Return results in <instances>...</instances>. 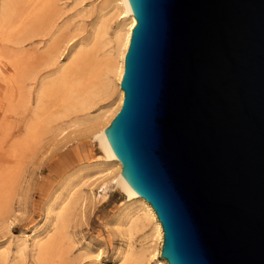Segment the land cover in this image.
Listing matches in <instances>:
<instances>
[{"label":"water","instance_id":"water-1","mask_svg":"<svg viewBox=\"0 0 264 264\" xmlns=\"http://www.w3.org/2000/svg\"><path fill=\"white\" fill-rule=\"evenodd\" d=\"M105 129L167 264H264V0H126Z\"/></svg>","mask_w":264,"mask_h":264},{"label":"rangeland","instance_id":"rangeland-1","mask_svg":"<svg viewBox=\"0 0 264 264\" xmlns=\"http://www.w3.org/2000/svg\"><path fill=\"white\" fill-rule=\"evenodd\" d=\"M106 1L60 0L51 7L43 33L22 44L9 45V51L23 60L20 80L25 86V92L30 93L29 99H33V103L16 109L9 118L16 126H20L18 122L24 119L26 125L12 139L18 150L17 159L15 169L12 168L10 172L11 180L4 189L6 193L0 199V245L4 241L13 242L10 243L6 259L3 262L0 260V264H43L35 248L31 246L22 255L16 253V246L19 244L16 237L53 221L54 214L51 210H58L55 203L59 198L65 205H70V210L66 213L67 221H53L54 226L49 228L48 236L60 229L62 231L63 225L65 226L63 233L67 241L60 244L63 264H123L118 252L128 250V242L131 247L139 250L149 235L147 228L134 234L128 242L121 237L115 218L125 202L123 196L110 193L107 200L98 199L94 204L90 203L87 196V177L102 168L103 161L102 153L91 139L89 123H82V120L94 118L106 110L115 95L109 99L97 96L95 106L85 113H76L77 118L74 115L61 118L60 114L50 113L55 109L54 92L45 98L47 102L44 106H48V112L42 114L35 109V91L38 87L58 83L61 76L70 70V62L61 59L55 61V48L61 47L62 50L72 39L74 44L79 45L81 59L78 64L82 63L85 54L92 49H100L97 52L99 59L102 52L108 49L106 42L112 35L110 29H107L101 39L96 40L95 37L98 32L96 24L99 22L97 14ZM10 7L8 18L14 25H18L19 18L27 14H38V8H35L32 0H12ZM113 22L114 18L110 17L107 25L112 26ZM27 56L30 60L43 56L48 58L38 59L41 67L34 69L27 64ZM78 68L76 66L75 70ZM101 108L104 109L99 110ZM75 122L78 125H73ZM27 125L36 128L32 138L23 133ZM72 188L74 189L68 195V190ZM99 192L100 189L95 187L94 193ZM83 201L86 207L81 214L80 204ZM7 217H11V223L5 220ZM87 245H90L93 252L99 249L102 253L99 261L94 259L95 254L88 252ZM58 260V256H48L47 263L57 264Z\"/></svg>","mask_w":264,"mask_h":264},{"label":"bare ground","instance_id":"bare-ground-1","mask_svg":"<svg viewBox=\"0 0 264 264\" xmlns=\"http://www.w3.org/2000/svg\"><path fill=\"white\" fill-rule=\"evenodd\" d=\"M35 8H38V14H27L19 18V24L14 25L9 21L8 14L11 12L12 0H1L0 4V199L4 196L5 188L11 179V169H15V160L17 159V147L12 139L21 133V128L26 125L24 119L15 125L9 121L10 114L16 109L26 107L30 101L29 92H25V86L20 80L22 75L23 60L18 55H14L10 50V44H22L36 38L46 30L45 22L47 15L53 5L60 0H32ZM38 4V5H35ZM112 13V14H111ZM111 15V16H110ZM98 21L95 37L96 40L101 39L107 33V29L111 30V37L107 40L108 49L103 51L99 59L97 52L92 49L86 53L79 63L81 56L78 51V44H74L72 39L69 40L61 50V47L55 48L54 59L65 60L70 62V70L61 76L58 83H53L48 87L40 85L35 91V109L41 111L42 114L49 111L48 106H44L47 102L45 98L54 92L55 109L50 112L60 114L61 118H69L76 113H85L95 106L94 100L97 96L109 99L112 95V103L106 107L107 109L88 120L83 119L82 123H89L91 139H93L100 152L102 153V168H98L95 173L87 177V196L91 204L98 199L107 200L110 193H118L123 196L125 202L121 206L115 225L118 232L126 242L130 241L134 234L141 233L147 228L149 235L146 242L140 246L139 250L134 249L127 243L128 250L118 252L123 264H167L160 257V250L163 241V232L155 212L151 206L142 198L135 196L129 185L125 181L121 173V165L111 155L105 129L112 119L120 110L124 93L120 89V82L124 71V58L127 52L131 32L136 24L132 14L127 13L126 0H107L98 11ZM114 18L112 26H108L107 22L110 17ZM26 56V55H25ZM48 56L30 60L27 56V64L34 69L40 66V60H46ZM80 65V66H78ZM63 66V65H61ZM59 67L61 69L62 67ZM74 66V68H73ZM79 67L75 70V67ZM73 68V69H72ZM32 94V92H31ZM101 108L99 110H102ZM77 118V116H75ZM79 120V119H76ZM25 122V123H24ZM81 123V122H80ZM73 125H78L75 122ZM35 127L27 125L23 129L28 138L34 136ZM96 176H98L96 178ZM100 189L99 194L94 193V188ZM75 188V187H74ZM68 190V195L72 190ZM66 204V203H65ZM64 201L59 200L55 203L58 210L53 209V221H67L66 213L70 210V205H65ZM86 207L83 201L80 204L81 214ZM7 209V207H2ZM11 217L5 220L10 221ZM48 219V218H47ZM51 219V217H49ZM53 221L47 222L38 228L33 229L30 233H21L16 237L19 244L16 246V253L23 254L28 246L35 248L37 255L43 264L47 263L48 256H58L57 264H63L62 251L60 244L67 241L63 233L65 226L52 236L49 235V228L54 226ZM53 223V224H52ZM10 242L4 241L0 245V260L6 259L10 250ZM142 247V248H141ZM4 248V249H3ZM89 253L95 254V260L99 261L101 252L92 251L90 245L86 246ZM33 250V249H32ZM48 264V263H47Z\"/></svg>","mask_w":264,"mask_h":264}]
</instances>
